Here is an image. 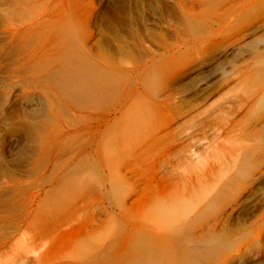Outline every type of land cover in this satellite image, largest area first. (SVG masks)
I'll return each mask as SVG.
<instances>
[{
	"label": "rangeland",
	"instance_id": "rangeland-1",
	"mask_svg": "<svg viewBox=\"0 0 264 264\" xmlns=\"http://www.w3.org/2000/svg\"><path fill=\"white\" fill-rule=\"evenodd\" d=\"M0 264H264V0H0Z\"/></svg>",
	"mask_w": 264,
	"mask_h": 264
}]
</instances>
